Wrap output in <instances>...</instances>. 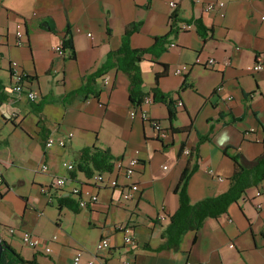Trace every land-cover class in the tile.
<instances>
[{"label":"crops","instance_id":"crops-1","mask_svg":"<svg viewBox=\"0 0 264 264\" xmlns=\"http://www.w3.org/2000/svg\"><path fill=\"white\" fill-rule=\"evenodd\" d=\"M208 4L214 7L209 10ZM174 10L179 27L185 20H199L209 30L202 37L190 24L171 36L159 55L146 54L139 63L143 97L152 98L157 87L173 102L171 121L165 104L143 105L159 121L162 135L148 121L129 117V78L121 70L112 68L97 78V97L69 95L120 46L128 25L140 22L130 45L147 48L155 36L168 32ZM18 23L24 41L15 45ZM0 35L1 240L35 264H73L77 251L82 253L79 264L90 259L94 264H264V193L256 195L264 179L246 188L224 213L185 232L178 245L157 249L178 207L174 189L184 168H194L187 193L195 203L228 188L236 169L228 153L250 161L264 150V0H0ZM68 35L74 59L54 51ZM209 57L214 64L204 66ZM13 60L37 93L36 101L11 91ZM257 61L263 68L254 71ZM182 65L188 70L175 74ZM41 97L50 101L35 107ZM47 137L63 138L65 144L45 148ZM14 143L25 144L29 155L11 152ZM88 146L107 149L123 163L136 155L139 164L130 179L111 170L96 181L98 171L88 176L76 168L80 151ZM56 177L66 178L62 189L50 186ZM112 179L117 180L114 187ZM25 184L29 190L19 192ZM128 184L136 191L124 199ZM46 186L48 193H43ZM77 186L80 196L70 193ZM14 194L20 200L11 208L4 200ZM93 194L95 202L78 206L80 198ZM122 224L132 225L133 244L124 243L116 229ZM23 232L37 237L38 247L25 245ZM103 237L110 247L97 250Z\"/></svg>","mask_w":264,"mask_h":264},{"label":"trees","instance_id":"trees-1","mask_svg":"<svg viewBox=\"0 0 264 264\" xmlns=\"http://www.w3.org/2000/svg\"><path fill=\"white\" fill-rule=\"evenodd\" d=\"M185 24H193L197 33L204 37L206 31L209 30L199 20H185ZM181 19L178 17L176 10L169 15V30L166 34L155 36L153 44L147 48H134L130 45V36L138 31L140 22L128 25L121 36L120 46L109 51L105 60L95 71L88 73L84 77L83 84L69 95L77 94L83 97L89 95L98 96L94 85L99 77H102L108 70L116 68L127 74L129 78V100L132 105H139L143 98L142 77L140 73L139 63L146 54L159 55L165 50V44L168 43L170 37H176L181 27H179ZM69 34V31L66 30ZM61 47L67 50L65 57L69 59L75 58L74 46L71 36L68 35L61 41ZM35 107H40L50 99L41 97ZM152 101L161 102L166 105L169 120H174L175 109L173 102L166 93L161 92L157 87L153 88ZM204 140V137L199 139ZM227 154V150H224ZM236 164L234 173L229 178L228 188L213 197H205L195 203H191L187 193V181L194 168H184L178 184L174 191L178 195V207L170 216L169 222L162 233V243L157 249L174 247L180 242L181 236L187 231H197L207 217H217L224 213L228 206L235 202L249 186L255 185L264 179V150L255 159L246 161L237 154L228 153ZM113 156L107 149H99L95 146L84 147L79 154L76 168L86 175L90 176L94 171L111 172ZM69 207L72 204L66 201ZM4 249L1 251L0 264H35L34 260H26L17 253L7 242L2 240Z\"/></svg>","mask_w":264,"mask_h":264},{"label":"built area","instance_id":"built-area-1","mask_svg":"<svg viewBox=\"0 0 264 264\" xmlns=\"http://www.w3.org/2000/svg\"><path fill=\"white\" fill-rule=\"evenodd\" d=\"M223 3H219V6H222ZM170 6H174L173 2H170ZM214 7L213 4H208L206 6L207 9H212ZM188 25L187 24H183L181 29L186 28ZM1 35H0V43H1ZM14 44L15 45H19L24 41V32H23V28L21 23H18L16 25V28L14 30ZM169 46H174L173 43H170ZM54 51L59 54L60 56L65 57V51L64 49H62L61 47V43L59 45L54 46ZM214 59L209 57L207 58V60L203 63L204 66L207 65H212L214 64ZM196 63H199V60H196ZM189 66L188 65H182L178 68H176L174 70L175 74H181L182 72H186L188 70ZM263 68V65L260 61H257L256 63H254V65L251 67L252 70L257 71ZM9 69H10V75L13 79V84L11 86V91L16 93V94H22L24 93L27 98L34 102L38 99V95L34 90H31L28 86H27V80L25 79V74L21 71L18 63L16 61H10L9 62ZM103 82L107 83V77L103 78ZM221 89V87H217V90L219 91ZM152 102V98L151 96H144L142 98V101L139 105H133L130 109H129V117L130 118H135L136 116L139 117L141 120L143 121H148L151 125V127L154 129V131H156L157 136H160L163 134L162 132V127L159 123L158 120L156 119H151L149 117V114L147 112L146 109L143 108V105H147L150 104ZM180 104V103H179ZM72 133H69V136H71ZM58 145L60 147H63L65 144V141L63 138H57V139H53L52 137H47L44 140V147L48 148L51 147L52 145ZM136 153H138L136 151ZM184 153L185 154H189L190 151L188 149H184ZM139 164V157L138 156H134L132 157L127 163H123L121 160H113L112 161V171H116V173H121L123 174V176L126 179H130L131 175L133 174L135 167ZM66 165L67 169L72 170L74 168V166L72 164H64ZM41 170H46L47 169V165L46 164H42L41 165ZM111 171V172H112ZM105 172H96L93 175V178L96 181H103V175ZM219 180H222V178L218 177ZM3 182V176L0 172V184H2ZM66 184V178L65 177H56L52 183L50 184V186H52L53 188L56 189H62L64 187V185ZM117 184V180L116 179H112L110 181V185L111 186H116ZM41 191L43 193H48V187H42ZM136 188L134 187L133 184H128L127 186L123 187V192H122V197L124 199H129L132 197V195L135 193ZM71 194L73 195H78L80 196L82 194V189L77 186V187H73L70 191ZM262 193H264V183H262L259 188L256 191V195H261ZM97 200V195L93 194L91 196H89L88 200L82 199L80 198L78 200V206L80 207H85L87 205V203H93ZM260 205H258L259 207ZM116 229H118L122 235H123V241L126 244H133L134 240H133V232H132V225L131 224H122V225H118L116 227ZM14 230L13 228H9V232L12 233ZM52 239H56V236L54 235L52 237ZM21 240L22 242L27 245L28 247L31 248H36L38 247V239L37 237H35L33 234L29 233V232H23L21 235ZM110 247V241L107 237H103L101 238L97 244H96V249L97 250H102V249H108ZM49 247H45L44 251L45 252H49ZM82 257V253L80 251H77L76 254L74 255L73 259H72V263L73 264H79L80 260ZM87 264H94V260L90 259L87 261ZM119 264H127L125 261H121Z\"/></svg>","mask_w":264,"mask_h":264},{"label":"rangeland","instance_id":"rangeland-1","mask_svg":"<svg viewBox=\"0 0 264 264\" xmlns=\"http://www.w3.org/2000/svg\"><path fill=\"white\" fill-rule=\"evenodd\" d=\"M10 151L12 152L13 149V153L17 154V153H24L25 156L29 155L28 152V147L24 144L23 146L20 143H14L13 145L10 144L9 145ZM10 172L15 173L17 171V169L14 168H9ZM10 178H14V174H11ZM24 190H29V185L25 184L23 185V187L21 189H19V192H23ZM19 200L20 198L17 197L16 194L14 195H9L7 198H5V202L11 207L13 208L15 205L19 204Z\"/></svg>","mask_w":264,"mask_h":264},{"label":"water","instance_id":"water-1","mask_svg":"<svg viewBox=\"0 0 264 264\" xmlns=\"http://www.w3.org/2000/svg\"><path fill=\"white\" fill-rule=\"evenodd\" d=\"M4 249V246H3V243H2V240L0 238V255H1V251Z\"/></svg>","mask_w":264,"mask_h":264}]
</instances>
